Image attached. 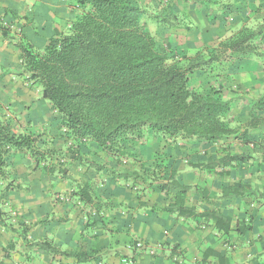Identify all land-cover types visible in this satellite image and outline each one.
I'll return each mask as SVG.
<instances>
[{
  "label": "trees",
  "instance_id": "16d2710c",
  "mask_svg": "<svg viewBox=\"0 0 264 264\" xmlns=\"http://www.w3.org/2000/svg\"><path fill=\"white\" fill-rule=\"evenodd\" d=\"M70 1L74 18L64 33L50 37L42 48L23 35L14 37L18 75L30 90L39 92L47 108L41 105L35 113L41 131L30 128L32 119L13 130L10 121L0 117V180L8 177L7 156L20 151L48 175L72 182L65 164L75 161L95 171L105 169L139 195L148 187L167 194L174 189L176 198L193 188L202 196L197 185L179 184L169 162L191 159L190 166L220 182V198L242 200L252 209L264 206V184L257 188L240 178L225 182L233 171L264 177V92L233 117L237 98L222 97L223 81L232 82L245 62L252 57L264 61V49L259 48L264 44V12L255 25L231 28L226 19L237 6L229 0ZM189 11L208 25L216 24L218 34L216 44L202 45L192 54L168 37L179 28L185 34L191 31L184 21ZM3 16L0 33L6 38L10 26ZM230 29L232 33L221 36ZM205 34H196L197 41L211 39ZM87 146L135 168L109 169L80 151ZM13 188L11 180L6 182L4 190ZM70 196L96 213L115 206L99 199L88 182H76ZM162 210L211 222L223 233L231 225L230 217L216 209L195 212L174 202ZM4 215L0 208V225L17 232L25 245L81 260L77 251L61 250L51 240L30 241L27 225L17 222L15 228ZM245 220L241 227L235 225L241 235L253 227L251 215ZM14 244L4 247L5 257Z\"/></svg>",
  "mask_w": 264,
  "mask_h": 264
},
{
  "label": "crops",
  "instance_id": "0c3cea01",
  "mask_svg": "<svg viewBox=\"0 0 264 264\" xmlns=\"http://www.w3.org/2000/svg\"><path fill=\"white\" fill-rule=\"evenodd\" d=\"M23 1L0 0V15L7 13L3 21L10 26V37L0 33V68L12 61L19 62V50L14 44L16 35H23L29 43L42 48L50 37L64 33L76 14L70 0H31V4ZM228 2L237 6L235 13L226 19L231 27L249 26L255 16L262 17L264 12V0ZM257 8L261 9L258 14L254 13ZM212 24V28L217 26ZM223 82L226 86L223 99L237 98L233 101V117L264 92V61L245 62L234 84ZM29 102V114L22 112L10 120L13 130L31 119L30 128L42 130L41 124L35 121V113L36 107L43 103L40 99L36 101V97ZM3 111L1 108L0 117L6 119ZM89 149L82 147L80 151L109 169L135 168L129 162L116 163L100 149ZM198 156L203 160L200 152ZM7 162L8 177L0 180V208L5 212L6 221L15 228H18L17 222L26 224L30 241L51 240L61 250L77 251L81 260L25 245L17 232L0 225V264H264V206L252 209L242 200L220 198V182L213 180L211 173L190 166L191 159L186 162L176 158L169 162L177 170L179 184L197 185L204 198L193 188L185 196L176 198L174 189L167 194L152 190L147 184L142 185L147 188L139 195L136 188L112 178L105 169L95 171L75 161L65 164L73 182L56 174L48 175L35 167L32 158L24 152H11ZM238 178L257 188L264 184L260 173L245 170L233 171L225 182ZM9 180L14 188L4 190ZM78 181L90 183L99 199L115 206L96 213L92 207L81 204L77 197L70 196ZM174 202L195 212L220 211L231 219L229 231L223 233L211 222L203 223L198 218L162 210ZM248 215L252 217L253 227L241 235L235 225L241 227ZM137 240L143 242L142 248L133 245ZM12 241L15 246L5 257L3 249ZM150 248L153 254L148 253Z\"/></svg>",
  "mask_w": 264,
  "mask_h": 264
},
{
  "label": "rangeland",
  "instance_id": "374dc122",
  "mask_svg": "<svg viewBox=\"0 0 264 264\" xmlns=\"http://www.w3.org/2000/svg\"><path fill=\"white\" fill-rule=\"evenodd\" d=\"M147 1L149 2V0H143L144 3H146ZM23 3L31 4V0H24ZM254 18L255 19L253 20V23L251 22L250 25L248 24L249 26L255 25L257 22H259L261 16H255ZM187 20L184 21H186L185 23H187L188 25H191V31L186 34L181 28H179V31H171V33H169L171 35L168 36L171 41H176L178 45L186 46L188 48L189 54L194 53L195 48L202 47V45H214L217 43L218 38L215 37L218 35L216 34L217 28H212L211 25H208V22H205L199 14L197 17V15H195L192 11H189V19ZM148 26L152 31L155 30V26L151 22L148 23ZM194 26L195 30H192ZM233 30L234 29H230L228 32L221 36H228L230 33H232ZM218 31L220 32V30ZM205 32L211 35V39L201 42L200 40L197 41V37L195 35L197 34V36L203 37L201 34H205ZM259 48L263 50L264 44L261 45L259 43ZM253 59L256 58L252 57L248 61H251ZM14 70L16 72H14ZM17 70L19 71V62L17 61H12L10 65L0 68V109L2 108L4 110L3 114L6 116V119H9V121L16 119V117L22 112H26L27 114H29V110L31 107L29 101L34 99V97H36V101L39 100L38 91L30 90L29 87L23 82L22 78L18 75ZM237 76L238 73L235 75L234 80H232L231 84H234ZM41 105L44 111H46L47 106H45L44 104L38 105L36 107V110Z\"/></svg>",
  "mask_w": 264,
  "mask_h": 264
},
{
  "label": "built area",
  "instance_id": "2783aa9c",
  "mask_svg": "<svg viewBox=\"0 0 264 264\" xmlns=\"http://www.w3.org/2000/svg\"><path fill=\"white\" fill-rule=\"evenodd\" d=\"M136 248H142L143 247V242L141 240H137L133 244ZM149 254H153L154 250L152 248L148 249Z\"/></svg>",
  "mask_w": 264,
  "mask_h": 264
},
{
  "label": "clouds",
  "instance_id": "9594fccd",
  "mask_svg": "<svg viewBox=\"0 0 264 264\" xmlns=\"http://www.w3.org/2000/svg\"><path fill=\"white\" fill-rule=\"evenodd\" d=\"M229 18V17H228Z\"/></svg>",
  "mask_w": 264,
  "mask_h": 264
}]
</instances>
